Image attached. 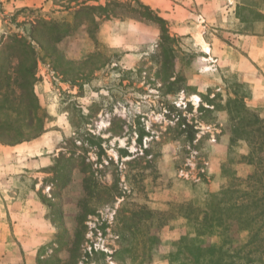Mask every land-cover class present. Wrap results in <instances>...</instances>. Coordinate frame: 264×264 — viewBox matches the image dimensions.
<instances>
[{"label": "rangeland", "instance_id": "1", "mask_svg": "<svg viewBox=\"0 0 264 264\" xmlns=\"http://www.w3.org/2000/svg\"><path fill=\"white\" fill-rule=\"evenodd\" d=\"M141 1L177 39L175 71L186 91L166 94L157 77L161 33L151 21L120 9L124 17L96 30L50 0H0V109L21 113L0 111V120L27 139L0 144V264H69L80 217L73 264H171L191 231L188 207L202 210L210 194L264 172V0ZM42 20L67 22L72 35L56 42ZM19 59L21 82L37 61L41 110L29 89L14 99L6 75L15 77ZM174 105L199 130L192 144L179 136ZM92 136L106 150L100 165ZM82 156L101 170L92 193ZM242 163L251 170L243 177ZM217 173L226 182L208 192ZM231 235L235 247L248 240L235 228Z\"/></svg>", "mask_w": 264, "mask_h": 264}, {"label": "trees", "instance_id": "2", "mask_svg": "<svg viewBox=\"0 0 264 264\" xmlns=\"http://www.w3.org/2000/svg\"><path fill=\"white\" fill-rule=\"evenodd\" d=\"M55 6L64 8L65 10L74 11V17L77 21V26H85L88 21L97 30L103 21L118 19L124 17L125 13L119 10H125L131 17L137 21H151L157 24L160 28V43L162 53L158 56L160 69L157 77L164 83L167 90L166 94H178L182 90L186 91L187 80L181 74H177L176 56L174 55V44L177 42L175 37H172L167 21L160 14L153 10L149 5L141 0H130L121 2L120 0H50ZM90 2L95 5L89 4ZM87 18V19H86ZM40 26L43 29H48L53 32V37L56 42L62 41L64 38L72 35L70 31L71 25L67 22L57 23L54 21L42 20ZM54 41V42H55ZM17 42H21L18 39ZM55 42V43H56ZM40 45V43H39ZM18 66L14 69L15 77L7 76L9 81L13 82L17 91L13 96L15 100L21 98V91L29 89L33 101L38 110H41L38 98L35 94V84L38 81L36 77L37 61L33 63V67L26 71L25 77L29 80L21 82V61L18 60ZM77 65V64H76ZM8 73V72H7ZM175 74V76H173ZM172 78L174 80L172 81ZM28 82V86H27ZM26 87V88H24ZM185 88V89H184ZM6 96V95H5ZM1 108L0 111L12 112L20 115V112H15L10 108ZM173 111L177 113L176 127L179 130V136H185L188 143L192 144L199 130L194 124H190L187 118L183 116V111L173 106ZM32 119V118H30ZM19 126H14L9 123H2L0 120V144L5 146H14L23 143L24 139ZM21 133V140L11 141L9 139L13 132ZM44 131V126L41 125L37 129L36 137ZM8 137V138H7ZM9 139V140H8ZM102 140L92 136L91 145L97 147V165L103 163L102 156L106 155V150L103 148ZM88 154L89 151L85 150ZM147 152V150H145ZM123 156H129L127 150L120 149ZM84 163L81 166V171L86 175L84 185L87 193H92V187L97 188L100 182L95 177L101 172L100 169L93 171V164L85 163V158L81 157ZM84 161V162H83ZM114 164L113 160L109 161V165ZM107 169V167H105ZM237 179V178H236ZM238 180V179H237ZM239 181V180H238ZM115 193V192H114ZM185 219L190 226V233L182 237L176 242V250L170 254L171 264H264V172L262 175L257 173L249 176L247 184L231 183L228 188L221 190L218 193H212L202 210L188 207L185 214ZM81 218V217H80ZM79 218L78 229L73 237V242L70 241L68 248L70 249V263L73 264L74 256L79 251L78 244L81 238V229L84 225ZM235 228L239 232L248 233V240L242 246L235 247L234 240L231 235L232 229ZM211 237L219 239L218 242L206 244L205 239ZM78 253V252H77ZM93 256H101L98 252L93 251ZM86 259H90V254L86 252Z\"/></svg>", "mask_w": 264, "mask_h": 264}, {"label": "crops", "instance_id": "3", "mask_svg": "<svg viewBox=\"0 0 264 264\" xmlns=\"http://www.w3.org/2000/svg\"><path fill=\"white\" fill-rule=\"evenodd\" d=\"M6 147L14 148L12 146H6ZM237 171H239V176L243 177L242 175H244L245 173H249L251 170H250L249 165L242 163V164L237 166ZM212 176L213 177L207 186L208 192L218 191L220 189V187L226 182V179H224V177H222L219 173L213 174Z\"/></svg>", "mask_w": 264, "mask_h": 264}, {"label": "bare ground", "instance_id": "4", "mask_svg": "<svg viewBox=\"0 0 264 264\" xmlns=\"http://www.w3.org/2000/svg\"><path fill=\"white\" fill-rule=\"evenodd\" d=\"M202 47H203V50H204L206 53H209V52H210V48H209L208 44H207L205 41H202ZM194 100H195V101H198V98L195 97Z\"/></svg>", "mask_w": 264, "mask_h": 264}]
</instances>
